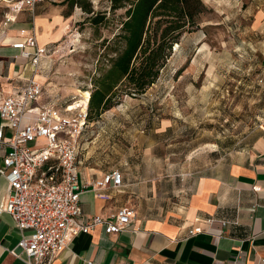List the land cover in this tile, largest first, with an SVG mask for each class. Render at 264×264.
<instances>
[{"label":"rangeland","instance_id":"1","mask_svg":"<svg viewBox=\"0 0 264 264\" xmlns=\"http://www.w3.org/2000/svg\"><path fill=\"white\" fill-rule=\"evenodd\" d=\"M167 1L65 2L72 20L47 58L51 91L43 98L79 105L90 94L79 138L84 164L152 181L247 148L264 123V0H203L210 10L173 45L155 83L134 97L121 89L149 21Z\"/></svg>","mask_w":264,"mask_h":264},{"label":"crops","instance_id":"2","mask_svg":"<svg viewBox=\"0 0 264 264\" xmlns=\"http://www.w3.org/2000/svg\"><path fill=\"white\" fill-rule=\"evenodd\" d=\"M65 5L64 1L45 2L29 10L20 0L0 2V101L24 87L33 74L29 59L12 44L33 35L48 50L35 76L43 94L30 103L29 117L54 101L43 98L51 91L45 73L72 20V14L64 13ZM5 13L14 18L7 26H3ZM29 121L24 119L23 124ZM8 124L0 118L4 142L12 135ZM255 130L252 142L241 151L202 169L152 181L138 180L125 168L89 166L77 157L80 180L100 178L113 169L122 176L119 188L101 191L105 197L90 190L81 194L80 221L94 215L107 217L122 206H132L134 218L118 233H106L103 225H97L89 233L74 234L49 264H264L260 263L264 258V123ZM8 148L0 143V165ZM6 196L7 181L0 175V202ZM29 233L19 231L10 214L0 213V264H27L25 254L11 250L22 234Z\"/></svg>","mask_w":264,"mask_h":264},{"label":"built area","instance_id":"3","mask_svg":"<svg viewBox=\"0 0 264 264\" xmlns=\"http://www.w3.org/2000/svg\"><path fill=\"white\" fill-rule=\"evenodd\" d=\"M17 0H0L13 3ZM29 10L40 3H58L65 0H20ZM13 16L4 14L3 26ZM24 58L29 59L32 77L24 87L0 101V118L9 122L12 135L3 141V125H0V143L7 144L0 165V175L7 181V196L0 202V213H8L22 234L15 254L26 255L27 264H49L77 233H89L97 225H103L106 233L126 230L134 218L132 206H122L107 217L83 216L80 196L93 191L97 196L107 187L119 188L122 176L113 169L102 177L80 180L76 161L80 150L79 138L90 118L89 99L85 104L61 103L59 100L40 107L32 117L26 115L29 105L43 94V85L35 76L42 59L48 55L39 46L35 36L13 43ZM24 119H29L23 124ZM198 231L190 230L189 234ZM264 263V258L260 259Z\"/></svg>","mask_w":264,"mask_h":264},{"label":"trees","instance_id":"4","mask_svg":"<svg viewBox=\"0 0 264 264\" xmlns=\"http://www.w3.org/2000/svg\"><path fill=\"white\" fill-rule=\"evenodd\" d=\"M78 1L64 2L73 6L74 3L78 4ZM79 4L84 11L90 13L91 6L88 2ZM209 10L203 0H168L162 4L149 21L145 37L134 51L121 89L133 97L144 93L158 79L161 69L171 55L173 45L177 44L184 34L198 30L202 16ZM116 94L114 91L108 97L105 108Z\"/></svg>","mask_w":264,"mask_h":264},{"label":"bare ground","instance_id":"5","mask_svg":"<svg viewBox=\"0 0 264 264\" xmlns=\"http://www.w3.org/2000/svg\"><path fill=\"white\" fill-rule=\"evenodd\" d=\"M88 99H89V94L86 96V98L85 97L83 98V100L80 102L79 105L85 104Z\"/></svg>","mask_w":264,"mask_h":264}]
</instances>
